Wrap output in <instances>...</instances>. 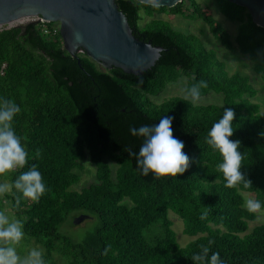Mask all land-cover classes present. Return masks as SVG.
Returning <instances> with one entry per match:
<instances>
[{"label":"trees","instance_id":"trees-1","mask_svg":"<svg viewBox=\"0 0 264 264\" xmlns=\"http://www.w3.org/2000/svg\"><path fill=\"white\" fill-rule=\"evenodd\" d=\"M115 2L137 38L163 47L155 64L141 74L105 69L84 52L73 57L63 49L60 33L53 39L34 24L0 31V97L20 106L12 124L28 152L24 168L10 172V184L35 165L47 189L38 201L13 189L3 195L10 209L23 222L25 235L43 247L45 264H57L55 252L67 264H193L191 256L203 247L209 255L219 252L225 264H264V223L248 230L256 213L246 210L241 194L254 193L264 207V113L248 99L256 89L248 76L229 73L198 36L173 30L167 20L152 16L169 11L199 17L226 49L248 57L263 82L264 28L253 23L246 8L228 0L215 2L238 23L233 40L211 8L196 0L172 7ZM181 76L186 77L185 89L206 81L201 95L219 93L222 103L198 105L183 96L160 103L150 99ZM229 107L235 112L230 139L240 141L241 172L251 181L247 188L242 182L225 187L217 167L222 157L205 141ZM163 116L173 117V135L184 142L190 166L178 176H143L125 151L138 152L142 143L129 129L153 125ZM87 156L96 182L73 190ZM105 157L116 164L114 177ZM169 211L183 221L184 234L199 235L181 246ZM77 213L97 217L94 229L80 241L59 230ZM153 225L161 234L147 237Z\"/></svg>","mask_w":264,"mask_h":264},{"label":"clouds","instance_id":"clouds-1","mask_svg":"<svg viewBox=\"0 0 264 264\" xmlns=\"http://www.w3.org/2000/svg\"><path fill=\"white\" fill-rule=\"evenodd\" d=\"M206 87L207 82L203 80L193 84L184 90L185 99L197 101L201 89ZM20 111V106L13 100L0 97V176L24 168L28 160L26 147L12 124ZM234 118L235 112L232 108H223L222 116L212 124L205 141L222 157V162L217 167L223 174L225 187L234 188L242 182L247 188L251 186V181L241 172L240 141L230 139L234 132ZM172 122L173 117L163 116L153 125L130 127L131 135L142 138V143L138 152L131 148H126L125 151L134 157L141 175L152 174L153 178L178 176L189 168L190 157L183 151L184 142L173 135ZM13 189L31 201H38L47 190L42 174L35 165L28 171L21 172L11 184L0 182V196L12 192ZM244 207L249 213H257L262 208V202L248 198ZM204 218L202 215L201 219ZM24 235L23 222L0 211V264H45L41 251L36 248L31 249L23 258L18 255L17 246ZM209 252L208 247H203L201 252L193 254V264H225L219 252H212L211 255Z\"/></svg>","mask_w":264,"mask_h":264},{"label":"water","instance_id":"water-1","mask_svg":"<svg viewBox=\"0 0 264 264\" xmlns=\"http://www.w3.org/2000/svg\"><path fill=\"white\" fill-rule=\"evenodd\" d=\"M137 1L172 7L182 0ZM228 1L246 8L253 23L264 28V0ZM31 15L58 22L63 49L76 58L82 51L105 69L117 67L141 74L155 64L163 50L132 33L115 0H0V24ZM84 218L79 216L74 223Z\"/></svg>","mask_w":264,"mask_h":264},{"label":"rangeland","instance_id":"rangeland-1","mask_svg":"<svg viewBox=\"0 0 264 264\" xmlns=\"http://www.w3.org/2000/svg\"><path fill=\"white\" fill-rule=\"evenodd\" d=\"M202 6H209L212 10V14L229 32L231 40H233L237 33L238 23L236 21H231L226 16H224L219 9L217 8L215 0H196ZM191 9H188L190 13ZM149 17L146 16L140 21L142 25ZM152 18H161L167 20V24L176 31H180L184 34L192 33L198 36L199 40L207 50H212L216 53L218 59L222 60L225 63L226 70L229 73L239 72L243 75L248 76L250 83L256 89V94L252 97H249V101L255 103L259 106V110L264 113V82L262 78L254 72L252 67V62L248 59L246 55L240 53L237 49L228 50L226 49L216 38H214L211 33L209 26L199 17H183L181 15H171L169 11L164 13L154 14ZM82 52V51H79ZM186 86V77L181 76L176 81L168 83L165 88L156 95H151L150 99L156 103H160L168 99L171 96H183L185 97L184 90ZM194 104H210V103H222V95L215 93L213 91L201 95L197 101H192ZM112 169V176L114 177V170L116 164L105 157ZM79 180L77 183L71 186L73 190H80L83 187H86L92 182H96L95 176V166L90 162L89 157L82 162V168L78 170ZM9 174L5 173L0 176V182L10 183ZM241 194L246 199L253 198L254 193L248 191H241ZM0 211H3L10 218L19 219L13 211L10 209V204L4 196H0ZM79 214V215H78ZM81 215L77 213L75 216H69L60 225V232L70 236L75 241L82 240L90 231H92L97 223V217L92 215L90 218L82 219L81 221L74 223V218ZM169 218L172 220V228L176 233L177 241L181 246L186 245L189 241L197 237L187 235L183 233V221L172 211H169ZM264 223V207L256 213V218L253 221L248 222V230H250L254 225ZM160 227L158 225H153L150 227V230L146 233L147 237H154L160 235ZM36 248L43 253V247L37 243L34 239H29L24 235L23 240L17 246V253L22 258L27 256L28 252ZM54 258L57 261V264H67L66 260L62 258L58 253H54Z\"/></svg>","mask_w":264,"mask_h":264},{"label":"built area","instance_id":"built-area-1","mask_svg":"<svg viewBox=\"0 0 264 264\" xmlns=\"http://www.w3.org/2000/svg\"><path fill=\"white\" fill-rule=\"evenodd\" d=\"M31 23H34V25L38 27V30H40V32L45 36H50L51 38L56 39L59 34V23L43 19L40 15L24 16L14 21L0 24V31L8 30L14 27H23ZM60 41L62 42L61 38Z\"/></svg>","mask_w":264,"mask_h":264}]
</instances>
